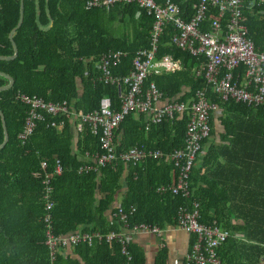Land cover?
<instances>
[{"label": "trees", "instance_id": "trees-1", "mask_svg": "<svg viewBox=\"0 0 264 264\" xmlns=\"http://www.w3.org/2000/svg\"><path fill=\"white\" fill-rule=\"evenodd\" d=\"M86 1L23 0V20L16 29L20 0H0V57L13 55L12 30L18 52L15 59H0V73L13 80L11 89L0 92V113L8 138L0 148V264L125 263L120 245L106 242L80 243L70 253L64 251L49 260L43 245L41 186L33 174L39 170L40 159L51 166L54 158L62 167L61 174L51 180L55 235L119 232L118 207L126 212L135 208L130 225L165 229L175 225L180 206L196 202L200 223L215 222L231 234L216 251L220 264H257L264 255V107L220 101L203 76H196L203 57H192L171 44L177 33L172 23L162 28L157 57L170 55L180 60L181 71L151 76L144 89L154 84L167 103H188L197 92H204L209 104L222 111L220 118L210 114V137L202 143L201 160L190 170L187 198L167 190L157 192L159 186L167 187L175 180L173 165L166 158L148 159L136 166L117 158L113 166L97 168L92 157L101 153L98 137L86 130L74 134L66 120L57 134L48 124L58 120L43 116L24 144L18 140L28 113V108L15 100L18 93L45 103L66 102L74 113L84 115L98 111L104 98L117 106L118 89L105 86L95 66L108 51H123L126 56L112 70L113 77L123 78L131 71L135 53L149 47L154 17L145 10L121 1L109 10H87ZM154 1L159 5L165 2ZM171 1L178 7L179 17L188 21L197 1ZM249 1L244 0L243 9L248 36L255 50L264 51V20L259 15L264 5L250 7ZM215 15L217 8L210 6L202 31H209ZM6 85L7 80L0 77V88ZM218 119L223 131L216 141L214 122ZM187 121V115H182L146 130L143 117L129 115L115 130L116 155L135 145L164 154L181 149ZM4 137L0 117V145ZM83 166L92 168L79 171ZM127 249L132 264H145L144 253L136 244L130 241ZM166 259L164 248L154 264Z\"/></svg>", "mask_w": 264, "mask_h": 264}, {"label": "built area", "instance_id": "built-area-1", "mask_svg": "<svg viewBox=\"0 0 264 264\" xmlns=\"http://www.w3.org/2000/svg\"><path fill=\"white\" fill-rule=\"evenodd\" d=\"M137 6L154 17L150 31L149 47L138 50L131 63V71L123 78L113 77L112 70L121 64L126 53L120 50H110L102 55L95 70L100 73V81L105 86L118 89L117 106L110 98L100 102L99 110L94 113H74L66 102L45 103L41 99L17 94L15 100L28 108L27 118L22 132L18 136L24 144L33 134L37 123L43 122V116L57 119L48 124L57 134L63 128L64 121L74 131V134L85 130L98 137L101 153L92 157L97 168L113 166L117 158L127 165L136 166L148 159L161 160L166 158L173 165L174 183L164 187L159 186L157 192L169 191L174 196L187 198L188 176L190 170L201 160L202 143L210 137L209 117L216 106L209 104L204 92H197L188 103H167L154 84L144 89V82L151 76L173 75L181 71L180 60L170 55L157 57L158 39L162 28L172 23L177 33L172 36L171 44L186 51L192 57H203L204 64L196 72L203 76L211 92L222 102L232 101L247 108L264 107V51H257L253 41L248 36L243 14L244 0H196L192 16L183 21L178 15V7L171 0H165L163 5L154 0H87L85 8H101L109 10L118 2ZM250 7L264 5V0H250ZM217 8V15L210 21L209 31H202L201 26L206 18L209 7ZM264 20V10L259 11ZM224 25L222 26V24ZM240 68L243 72H240ZM117 107V109H116ZM141 116L145 120V129L151 125H159L173 121L182 115H187L188 121L184 131V146L170 154L159 150L145 149L138 145L116 155L115 130L129 115ZM92 166H83L79 171H86ZM62 172L61 163L54 158L51 166L44 159L39 161V170L33 174L40 181L43 245L48 251L49 260L57 255L72 250L77 244L106 242L117 243L121 253L126 258L123 264H132L127 249L131 241V233H151L162 237V229L146 224H129L135 208L124 211L118 207L115 214L122 227L119 232L100 234L99 232H69L54 234L51 219V180ZM198 204L192 202L189 206H180L176 213L174 227L192 236L189 250L183 260L167 261L163 264H220L217 249L231 236L228 230L220 228L215 222L202 224L199 222ZM238 238V236H237ZM241 240H244L240 237ZM164 247V244H160ZM257 264H264V255Z\"/></svg>", "mask_w": 264, "mask_h": 264}, {"label": "crops", "instance_id": "crops-1", "mask_svg": "<svg viewBox=\"0 0 264 264\" xmlns=\"http://www.w3.org/2000/svg\"><path fill=\"white\" fill-rule=\"evenodd\" d=\"M13 54H14V50H13ZM2 75L4 74L0 73V77H2ZM7 83L9 85L8 80ZM8 85H6L5 87H7ZM221 116H222V111L216 110L213 113L214 118H220ZM214 128H215V133H214L215 140L219 141V133L223 131L219 119L218 121L215 120ZM118 200L119 198L117 199V201ZM162 232L163 234L161 238L151 233L130 234L132 243L136 244L140 249H142L145 256V264H154L157 253L164 248H166L167 250V259L164 261V263L176 259L181 261L186 256V253L189 250V244L192 241V236L186 234L181 230L176 229L174 226L166 227L165 229H162ZM162 243L164 244V247H161L160 244ZM70 251L71 250H67L66 253H70Z\"/></svg>", "mask_w": 264, "mask_h": 264}, {"label": "water", "instance_id": "water-1", "mask_svg": "<svg viewBox=\"0 0 264 264\" xmlns=\"http://www.w3.org/2000/svg\"><path fill=\"white\" fill-rule=\"evenodd\" d=\"M22 20H23V0H20V15H19V21H18V24L16 26V29L21 26ZM13 32H14V30L11 31V33L9 35V38H10V41H11V44H12V47H13V50H14V54L12 56H10V57H0V59L12 60V59H15L17 57V53H18L17 52V48H16L15 43L12 40ZM2 77L6 78L9 81V85L7 87L0 88V91H5V90L11 89L13 87V80L9 79L7 76H4V75H2ZM0 117H1V120H2V127H3V131H4V135H5L4 142L0 145V148H2L6 144L8 138L6 136L4 119H3L2 115H1V113H0Z\"/></svg>", "mask_w": 264, "mask_h": 264}]
</instances>
